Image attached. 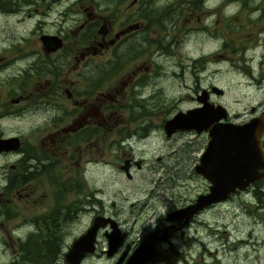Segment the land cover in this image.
Listing matches in <instances>:
<instances>
[{
	"label": "flooded vegetation",
	"instance_id": "flooded-vegetation-1",
	"mask_svg": "<svg viewBox=\"0 0 264 264\" xmlns=\"http://www.w3.org/2000/svg\"><path fill=\"white\" fill-rule=\"evenodd\" d=\"M73 1L62 0L65 2L63 5L59 3L60 0H0V139H17V147L0 151V196L10 205L14 198L24 202L34 194V183L38 178L48 188V191L42 192L40 200H45L48 193L53 195L41 211L28 217L30 220L27 223L18 225L21 220L14 222L16 212L12 217L5 212V218H10L13 223L10 230H6L0 221V231L7 235L9 242L13 243L15 239L18 245L26 237L22 240L15 230L24 229L25 225H32L36 233H59L63 221L67 222L66 226H74L80 222L81 216L89 214L86 224L69 241L61 243L58 258L53 264H63V252L86 229L94 216L111 218L116 223L119 240L107 254L108 237L104 234H109L111 229L108 225L98 228L94 250L86 253L78 264L101 261L123 264L148 235H151L152 254L143 264H171L165 253L175 249V239L183 241V247L187 250V258L177 259L182 264H205L203 259H191L192 249L199 246L201 254H204L212 243H216L211 248L213 253L217 252L218 246L228 252L229 264H240L241 252L242 264H264V217L261 219V214H264V102L259 100L255 105H250L248 112L246 108L242 111L229 109L216 100L222 95V89L213 83L202 86L197 75L198 68L194 65L189 67L194 77L193 86L189 87L193 95H189V98L193 99L194 104L177 111L201 107L203 99L214 107L220 105L225 109L226 117L219 118L217 122L239 125L259 118L261 131L257 135L252 134L250 143L247 142L248 145L240 152L242 157L236 158V168L243 171L234 173V178L242 177L243 181L248 176L251 178L243 188L235 189L224 199L202 207L185 222L183 219L166 220L170 211L187 206L197 196L207 193L209 182L204 176L194 173L193 167L207 146L208 128L217 122H211L208 128L198 132L175 129L166 135L163 124L174 113L159 117L164 111L160 107L163 105L149 102L148 97L145 99L139 94L143 90L138 88L143 79L141 73L148 69L138 63L124 70V75L129 72L125 82L121 81L122 78L114 79L112 75L115 74L114 69L118 68L111 67L112 63H124L123 60L138 57L137 48L132 44L120 49L129 34L141 30L138 0L127 3L126 0H116L108 5L110 9L102 8L103 13L96 12V7L88 5L82 8L83 17L80 18H74V12L78 10L71 7L77 0ZM205 1L199 0V5ZM187 3L191 1L187 0ZM38 7L43 9L39 10ZM26 9L25 18L21 14ZM37 9L39 12L37 17L34 14L35 20L29 19L30 11ZM170 9L168 3L150 8L146 6L144 13L139 14L143 19L150 14L153 16L152 22H163L172 18ZM105 11L108 13L105 14ZM49 12H54L55 16L48 21L46 17ZM63 22L68 23L63 25ZM107 22L135 23L131 24L132 28L128 24H118L113 28ZM253 79L259 84L264 74ZM115 80H118V89ZM133 83L135 89L138 88V95L132 97L138 113L123 114L119 103L128 96V91L122 87L129 88ZM212 86L220 89L221 93L214 92ZM159 134L162 141L170 140L169 146L173 149L167 150L169 159L163 160L160 156L154 158L159 163L157 166H152V160H149L151 162L146 169L152 170V174L148 181L144 178L149 186L141 192L145 196L139 210L154 211L158 206L163 212L142 233L135 225H124L118 218L121 209L108 211L103 199L109 196L110 184L118 181L116 174L131 181L135 171H141L146 165L143 155L153 149ZM121 166L125 167V171ZM98 167L103 171L101 176L95 177L94 172H99ZM174 169L177 171L170 173ZM111 170L113 176L110 178ZM68 171H71L69 177L62 178V173ZM192 174H196L202 182L196 186L198 189L194 194L191 186L186 184ZM104 186L108 188L107 193ZM179 187L187 190L188 197L171 196ZM152 195L161 199L154 201ZM175 198H178V202ZM220 206H223L220 217L234 214L235 218L241 215L253 219L256 216L262 224L257 231L254 225L259 223L253 221V226L246 227L240 237L236 225L225 236L221 228L223 223L218 222V230L214 227V232L209 234L210 224L204 215ZM207 237L211 239L210 243ZM0 242L5 243L1 237ZM22 259L18 246L13 257L2 264L28 263ZM213 263H220L215 254Z\"/></svg>",
	"mask_w": 264,
	"mask_h": 264
},
{
	"label": "rangeland",
	"instance_id": "rangeland-1",
	"mask_svg": "<svg viewBox=\"0 0 264 264\" xmlns=\"http://www.w3.org/2000/svg\"><path fill=\"white\" fill-rule=\"evenodd\" d=\"M189 1H191L190 4L187 3V0H138V11L142 14L146 6L150 8L151 6L155 7L168 3L171 8L170 11H172V18L170 17V19L160 23L150 24L153 16L150 14L146 15L148 22L138 12V21L142 24L141 30L134 31L132 35L129 34L130 36L120 46V49H124L132 44L134 48H137L138 57L123 60L124 63L113 64V67H118L114 69L113 78H122L121 81L125 82L129 72L124 75V70L132 68L133 65H138V63L139 66L146 67L148 70L142 71L141 77L143 79L138 84V88L141 87L143 89L139 94L145 99L148 97L147 100L149 102H157L163 105L160 107L164 111L159 114V117L175 113L177 110H183L194 104L193 99L189 98V95H193L192 89H189V87L193 86L194 80L189 71V67L192 65L198 68L197 75L202 86L213 83L222 89V95L216 97V100L223 106L235 111H242L243 108H246L248 112L250 105H255L259 100L264 102V79L259 84H256L253 79L264 74V0H206L202 3L203 5H199V0ZM48 2L50 3V1ZM61 2L62 0L59 3ZM114 2L116 0H77L76 4L71 5V7L74 10H78L77 13L74 12V18L77 16L80 18L83 17V11L81 12V10L85 6L93 5L97 9L96 12L103 13L104 9H110L109 4ZM127 2L129 0L125 1V3ZM62 4L65 5V2H62ZM52 6L56 7V5ZM38 8L39 10L43 9L42 7ZM39 10H31L29 19L35 20L34 14L37 17ZM25 13H27V9L21 15L25 17ZM107 13L105 11V14ZM114 14L116 13L114 12ZM53 16H55L54 12H49L46 18L49 21L52 20ZM109 18L111 19L110 16ZM67 23L63 22V25ZM107 23H111L112 27L115 28L118 24L131 25L135 22ZM47 28L50 27L47 26ZM117 81L115 80L114 83ZM116 88H119L118 83H116ZM138 88L137 90L135 89V83L126 89L125 86L122 87L123 90L128 91V96H125V99L119 103L121 113L127 115L138 113L136 112L135 102L132 100L133 96L138 95ZM169 144L170 140L167 142L162 141V135L159 134L157 141L156 139L154 141L153 149L143 155L146 159L144 161L146 165L141 168V171H135L131 181H127L122 175L116 174L118 181L115 184H110L109 196L108 198L105 196L103 199V204L108 211L113 210V208L115 210L121 209V212L118 213V218L124 225H135L134 227L138 228L142 233H145L146 229L155 219L162 216L163 212V209H158V206H156L154 211H151V209L139 210V204L144 203L145 196L141 192L149 186V183H146L144 178L148 181V177H151L150 174H152V170H147L146 166L151 162L149 160H152V166H157L159 163L154 160L156 156H160L163 160L169 159L167 150L173 149ZM97 170L99 172H94L95 177L101 176L103 171L101 167H98ZM176 171L177 169H174L170 173L174 174ZM70 172H63L62 178H68ZM112 176L111 170L110 178ZM101 179L103 178L101 177ZM41 180L40 178L35 180L36 190L24 202L14 198L11 201L13 204L10 205L0 196V221L4 223L6 230H10L13 220H10V218L6 219L5 212L10 214V217L16 212L17 217L14 222L21 220L18 224L21 225L29 222L30 219L28 217L35 212L41 211L48 201L53 198V195L48 193L45 200H40L42 192L48 191V188L46 189L43 186ZM199 183L202 184L196 174H192L191 178L186 181V184L191 186L193 194L198 189L196 186ZM138 187L140 188L139 192ZM104 189L107 193L108 188L104 186ZM174 193L172 192L171 196L184 195L188 197L187 190L181 187L174 190ZM152 196L154 201L161 199L154 195ZM163 198L167 199V197ZM178 198H175L176 202H178ZM137 200L138 202H136ZM111 202H114V204L111 205ZM222 209L223 206H220L205 213L204 219L210 224L209 234L214 232V227L218 230V222H222L221 228L225 236H228L236 225V232L240 231L239 236L242 237V232L246 227L253 226L251 224L253 221L259 223L254 225L258 231L260 224H262L261 219L264 217L263 213L261 214V219L256 216L252 219L241 215L235 218L234 214L220 217ZM138 211L140 212L138 213ZM18 215L20 216L18 217ZM138 215L141 217L138 218ZM88 218H90L89 214L81 216L80 222L74 226H66V222H63L64 230L66 231L63 241L65 243L69 241L71 236L86 224ZM140 221L143 223L140 224ZM15 233L22 240L25 237L30 239L36 234H43L36 233L32 225H25L24 229H17ZM0 237L5 242H0V264H2L13 257L15 250L18 251V245L15 243V239H13V243L9 242L6 238L7 235L2 231H0ZM175 238H177V235H175ZM175 240V249L169 252L166 251L165 254H167L171 264H182L177 259L187 258V250L183 247V241ZM206 240L209 243L211 241L209 237ZM262 241L264 242V237ZM215 245L216 243L209 244L204 254H201L199 246L194 247L191 252V259H203L205 264H212V257L215 254L216 260L220 263L213 264H229L226 250H222L218 246L216 247L217 252H212L211 248ZM242 254L243 252L240 253V264L243 263L241 261ZM95 264H110V262L101 261Z\"/></svg>",
	"mask_w": 264,
	"mask_h": 264
},
{
	"label": "water",
	"instance_id": "water-1",
	"mask_svg": "<svg viewBox=\"0 0 264 264\" xmlns=\"http://www.w3.org/2000/svg\"><path fill=\"white\" fill-rule=\"evenodd\" d=\"M133 26L130 25V28ZM211 89L216 93L221 90L215 86ZM201 107L175 112L163 124V131L168 135L175 129H193L196 132L208 128L213 121L226 117L225 109L216 105L215 107L204 102ZM258 123V127H257ZM260 119H250L243 124L214 123L208 128L209 140L204 152L198 157V163L193 167L194 173L204 176L209 182L208 191L204 195H199L194 202L170 211L166 215V220L172 219L187 221L197 210L202 207L224 199L235 189L243 188L249 176L243 181L242 177L234 178V173L242 172V168H236V158H240V152L250 143L252 134H259L261 129ZM255 137V136H254ZM256 140V138H255ZM248 142V143H247ZM257 142V141H256ZM17 147L16 138L0 139V151ZM125 171V167L121 166ZM244 173V172H243ZM108 225L111 229L108 237L109 254L118 243V229L116 223L108 217L94 216L86 229L79 234L62 254L63 264H78L80 259L94 250L95 234L98 228ZM152 254L151 235L139 243L123 264H143ZM119 263V262H117Z\"/></svg>",
	"mask_w": 264,
	"mask_h": 264
},
{
	"label": "trees",
	"instance_id": "trees-1",
	"mask_svg": "<svg viewBox=\"0 0 264 264\" xmlns=\"http://www.w3.org/2000/svg\"><path fill=\"white\" fill-rule=\"evenodd\" d=\"M152 21L150 24L160 23ZM112 66L113 63L111 64V67ZM64 234H66V231L64 230V225H62L59 233L36 234L30 239L26 237L23 243H18L20 254L23 257L22 260H27V264H53L58 258L60 245L65 237Z\"/></svg>",
	"mask_w": 264,
	"mask_h": 264
}]
</instances>
